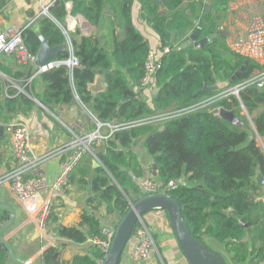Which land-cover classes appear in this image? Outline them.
Segmentation results:
<instances>
[{"label":"trees","instance_id":"1","mask_svg":"<svg viewBox=\"0 0 264 264\" xmlns=\"http://www.w3.org/2000/svg\"><path fill=\"white\" fill-rule=\"evenodd\" d=\"M67 1L72 3L71 14H79L92 24L98 19L99 30L105 34L71 38L72 55L79 65L60 64L39 72L43 86L39 101L54 112L55 108L71 105L76 97L93 117L88 124L90 132L113 127L104 135L103 144L93 146L92 152L68 175V185L90 190L85 203L91 210L103 206L107 215L115 213L121 218L131 203L145 195L136 180L143 176V167L130 150L135 140L144 138L143 146L156 165L154 179L161 189L171 181L177 182L165 193L179 202L191 236L204 245L206 239L219 243L229 254L231 264L264 261V223L260 220L264 219V210L255 202L260 188L253 181L257 172L264 176V150L257 143L258 137L264 138V87L257 88L251 81L261 66L231 53L225 37H216L202 48L176 49L197 27L194 21L203 23L199 39L217 33L222 18L219 14L225 12L230 0H205V4L203 0L188 4H184L185 0H136L141 19L158 37L159 50L170 49L159 59L152 80L157 91L151 104L140 94L150 47L132 21L135 0H55L49 16L36 19L50 47L67 42L62 29ZM5 4L0 0V12ZM105 9L111 11V16L103 17ZM21 34L27 51L35 57L40 45L37 36L29 27ZM8 56L18 65L13 55ZM69 57L67 51L58 54L59 61ZM16 67L12 70L0 62V73L30 93L27 81L36 68L30 63ZM237 71L239 75L229 88L241 85L238 97L223 91V96L214 101L201 103L218 94L204 87L229 81ZM98 73L103 74L106 89L92 95L88 85ZM6 85L0 75V127L35 106L23 94L15 95L11 88L4 96ZM217 107L233 111L238 118H243L244 111L255 132L247 128L244 119V126L237 128L213 116L211 110ZM97 123L101 125L99 129ZM4 144L5 135L1 141ZM53 208L54 205L46 228L51 227L56 237L80 244L102 237L101 223L92 212L82 210L79 224L66 227L57 224ZM6 219V212L0 211V225ZM138 226L137 223L132 234ZM64 248L63 243L46 248L42 263L101 264L105 257L94 249L91 255H74L63 261ZM9 259L0 240V264H7Z\"/></svg>","mask_w":264,"mask_h":264},{"label":"crops","instance_id":"2","mask_svg":"<svg viewBox=\"0 0 264 264\" xmlns=\"http://www.w3.org/2000/svg\"><path fill=\"white\" fill-rule=\"evenodd\" d=\"M5 1L6 4L3 10L0 12V29L11 27L16 31L21 32L22 29L29 27V25L32 24L33 21H36L37 18L45 16L43 11L47 8L49 10L55 0H41L40 2H30L29 0ZM190 2L191 0H185L184 4H188ZM220 14H226L227 16L225 21L231 25V27H228L229 30H223L221 28V22L224 17L221 15L222 18L219 22L218 31L227 32V35L224 36L225 42L227 44V42L231 39V35L235 34V30L238 32V35H240L238 37L243 36L245 32V25L249 18L258 15L262 16L264 14V1L230 0L225 12ZM108 16H111V11L105 9L103 17L105 18ZM131 16L134 26L148 42L150 51L154 52L157 58L160 59L162 52L159 50L158 37L141 19L139 3L136 0L132 5ZM82 18L86 21V30L83 34H80V32L76 33L73 24H71L69 29H67L68 23L66 24L64 21L65 26L62 27V29L64 28L68 31L65 36L67 37L69 53L72 52L71 38L78 40L82 36L98 37L105 34V31L103 32V30H99L98 24L94 25L87 21L84 17ZM194 22L196 25H198L197 21ZM116 31H118V29H116ZM106 40H109V38H106ZM0 62L12 70L17 69L16 66L23 64L17 61L18 65H16L14 59L11 58V56H8V54H6V56L0 55ZM31 64L34 65V62ZM34 68H36L37 72L27 81L29 84H31L30 93L25 90L23 85H18L16 82L7 79L3 74H0L1 77L7 81V85L4 90V96L6 95V91L11 88L15 90V95L23 94L35 103V106L32 109L28 110L27 112H19L17 116L14 117V119L9 121V123L13 121H20L29 128L31 132V147L33 153L37 158L42 159L41 167L43 172L47 176L48 181L52 182L58 177L60 173V164L68 153V146H70L75 140V136H85L91 133L88 129V124L89 120H92L93 117L88 111L84 109L76 97L74 98L75 100L73 99L74 101H72L71 105L55 108L54 112L45 108L39 101V96H41L43 90L39 71L35 65ZM261 70L263 71L264 69L255 70L252 77H258L262 72ZM233 88L234 87L223 88L221 93H223V91L230 92L233 90ZM105 89L106 83L104 81L103 74L98 73L95 76L94 81L88 85V90L92 95H96L100 92H103ZM156 91L157 89L152 83L147 88L141 89L140 94L147 103L151 104L152 98ZM206 100L207 99H203L201 103L205 102ZM9 123L4 125V127H0L4 129L5 136L6 126ZM80 127H83L84 134L79 132ZM111 127L112 126H107V129L99 132L103 137V140L97 147H100L103 144L105 138L104 135L108 132V130L111 129ZM260 139L264 145V138ZM1 141L0 153L4 155V159L0 160V177L4 176L14 166L13 158L8 150L7 143L6 145H1ZM143 143L144 138L135 140L131 144L130 150L138 157L139 163L143 167V176L153 177L151 170L153 163L151 158L146 153ZM258 173L264 180V176L260 172H257L253 177V181L257 186L258 184L255 178L257 177ZM258 187L260 188L259 194L263 193L264 181L263 184ZM90 195L91 193L88 188L86 190H81L77 187L68 185L65 194L56 196L55 198V204L52 213L57 218V224L66 227L78 225L82 210H87L88 212H92L99 219L102 228H114L120 220V216L115 213L107 215L103 206L94 211L88 208L85 201ZM0 206H8L13 212V220L10 227L0 233L1 237L6 241V243L9 244L10 250L14 257V259L10 258L7 264H20L16 260L23 261L24 264H43L41 260L43 251L46 248L54 247L59 243L65 244V248L61 254V259L63 261L71 260L74 255H91L92 250L96 249L90 243H88V240L87 242L80 244L58 238L52 233L51 227L48 229L46 228L45 230H39L33 216L27 213L23 204H21L9 192L6 186L1 185ZM0 211L6 212L8 219V210L2 208ZM260 220L262 223H264V219ZM142 223L149 229L152 237H154L157 251L155 255L157 264H187L177 245L169 220L164 211L151 210L147 212L142 218ZM259 243L260 241L257 244ZM133 245L134 238L131 236L125 246L118 264H135L130 260V252ZM205 245L209 246L213 253L220 254L226 264H231L229 254L219 243L211 239H206Z\"/></svg>","mask_w":264,"mask_h":264},{"label":"built area","instance_id":"3","mask_svg":"<svg viewBox=\"0 0 264 264\" xmlns=\"http://www.w3.org/2000/svg\"><path fill=\"white\" fill-rule=\"evenodd\" d=\"M29 1L40 2L41 0ZM64 4L66 11L64 21L66 24L68 23L67 29L73 24L76 32L83 34L86 30V21L79 15L71 14L72 5L70 1ZM203 4H205V0H203ZM43 14L49 16L48 8L43 11ZM263 16L264 14L249 18L245 25L243 36L235 39L232 38L227 43V48L231 53L253 61L261 66V69H264ZM67 29L63 28V32L68 33ZM169 50V48H164L162 54H167ZM0 53L13 55L19 63L23 64H31L35 59L27 51L21 32L11 27L0 29ZM69 61L72 67L79 65L78 59L72 55V52L70 53ZM159 65L160 60L154 52L150 51L145 61V73L141 80L140 89H145L152 84L154 74ZM55 66L49 63L39 68V72H44ZM251 81L256 82L257 88L264 87V70L258 77L252 78ZM240 88H242L241 85L236 86L229 93L235 95ZM222 94L218 93L205 102L214 101L219 96H223ZM100 126L97 123L98 129ZM111 130H113V127H111ZM79 132L84 134L83 127H80ZM75 137L73 143L68 146V153L60 164L58 177L49 182L41 167L42 159L37 158L33 153L29 128L20 121H13L6 126V143L13 158L14 166L4 176L0 177V185L6 186L9 192L23 204L27 213L33 216L39 230L46 229V220L55 204L56 196L65 194L68 186V175L87 153L92 152L91 148L100 145L103 140L98 130L85 136L76 135ZM257 143L264 150V145L259 137L257 138ZM136 180L141 192L145 195L156 192L165 193V190L174 189L177 186V182L171 181L161 189L160 184L151 176H142ZM255 202L264 208V192L255 198ZM114 232L115 227L101 228L102 237L89 238L88 243L106 255L110 249ZM132 236L134 238V245L130 252V260L135 264H157L155 257L157 253L156 246L149 229L140 222ZM259 264H264V261H260Z\"/></svg>","mask_w":264,"mask_h":264},{"label":"water","instance_id":"4","mask_svg":"<svg viewBox=\"0 0 264 264\" xmlns=\"http://www.w3.org/2000/svg\"><path fill=\"white\" fill-rule=\"evenodd\" d=\"M206 11L208 12L209 8H206ZM97 24L98 19H96L94 25ZM202 27L203 23H198L197 27L189 35L188 40L182 43L176 49H185L186 47L202 48L206 43L210 42L214 38L224 37L227 35V32L225 31H218L217 33H213L205 38L199 39V32ZM29 28L37 36L40 42L39 49L34 59V65L38 68V71L39 68L46 66L49 63L52 64V66L60 64H66L68 66L71 65L69 60H67L66 62L58 60L59 53L66 51L69 52L67 42L62 43L59 46L50 47L46 39L41 35L39 23L37 21H33L32 24L29 25ZM64 34L67 33L64 32ZM103 74H106V71H104ZM238 75L239 71H237L229 81L217 82L211 87H204V90L209 93H220L223 88H229L230 83L234 81ZM235 96L238 97V92L235 93ZM211 114L223 119L224 121L230 123L233 126H236L237 128H242L244 126L243 120L238 118L233 111L217 107L211 110ZM253 131L255 132L254 127ZM3 136L4 129L0 128V141L2 140ZM94 165L98 166V163L95 161ZM151 168L152 176L156 177V165L153 163ZM255 179L258 186H261L263 184L264 180L259 173ZM179 183H181L182 185L185 184L183 181H179ZM2 208L8 210L9 216L7 221L0 226V233L10 227L13 220L12 210L8 206H0V209ZM151 210H161L166 213L177 245L188 264H226L220 254L213 253L206 245L202 244L197 239L191 236L182 216L181 206L179 202L164 192L146 194L138 199L135 203L130 204L129 209L120 218L117 225L115 226L114 237L110 249L105 255L104 260L101 262V264L119 263L120 257L131 237L133 229L135 228L137 223L139 224L140 222H142L143 216ZM0 240L7 248L9 257L11 259H14L8 244L1 237V235ZM16 261L20 264H24L23 261Z\"/></svg>","mask_w":264,"mask_h":264},{"label":"rangeland","instance_id":"5","mask_svg":"<svg viewBox=\"0 0 264 264\" xmlns=\"http://www.w3.org/2000/svg\"><path fill=\"white\" fill-rule=\"evenodd\" d=\"M219 15H222V14H219ZM224 18L222 19V22H221V28L223 29V30H229V28L228 27H231V25H229L228 24V22H226L225 20H226V14H224V15H222ZM236 34V35H235ZM235 34H233V35H231V39L233 38V39H235V38H238V36H240V35H238V32L235 30ZM229 36V35H228ZM230 39V40H231ZM229 40V41H230ZM228 43V42H227ZM227 45V44H226ZM233 91V90H232ZM242 116H243V118H240V119H244L245 121H246V126H247V128L249 129V130H251V131H253V124H252V122H251V118L243 111V113L241 114ZM5 150V149H4ZM173 237V236H172Z\"/></svg>","mask_w":264,"mask_h":264}]
</instances>
